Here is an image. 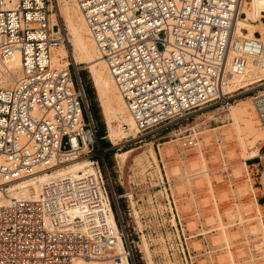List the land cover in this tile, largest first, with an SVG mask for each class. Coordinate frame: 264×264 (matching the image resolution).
Here are the masks:
<instances>
[{
  "label": "built area",
  "instance_id": "1",
  "mask_svg": "<svg viewBox=\"0 0 264 264\" xmlns=\"http://www.w3.org/2000/svg\"><path fill=\"white\" fill-rule=\"evenodd\" d=\"M75 2L134 121L131 130L123 126L122 139L142 140L198 110L227 107L251 94L264 145V79L224 91L230 75L264 69L260 35L231 39L239 0ZM52 9L51 0H0V186L81 155L91 171L51 179L37 196L0 205V264L116 259L118 235L129 260L125 226L113 204L120 195L111 189L103 159L88 155L97 126L79 70L68 57H53L54 48L68 42ZM14 56L19 67L12 75L6 65ZM179 140L185 149L198 145L191 132ZM180 258L193 264L186 243Z\"/></svg>",
  "mask_w": 264,
  "mask_h": 264
},
{
  "label": "rangeland",
  "instance_id": "2",
  "mask_svg": "<svg viewBox=\"0 0 264 264\" xmlns=\"http://www.w3.org/2000/svg\"><path fill=\"white\" fill-rule=\"evenodd\" d=\"M51 1L52 12L68 33L60 13L61 0ZM257 30L262 35H254L264 39V27ZM65 46L66 57L72 61V45ZM76 67L97 126L96 143L88 155L103 159L111 189L120 195L113 204L125 226L129 264H185L180 258L182 243L191 251L193 264H264L263 131L251 94L238 95L227 108L198 110L146 133L142 140L125 141L120 136L115 145L89 68L85 64ZM70 69L74 76V66ZM237 103L252 107L250 123L256 136L244 131L237 134L228 115V108ZM239 123L242 128L244 123ZM123 124L113 125L122 130ZM188 132L198 138V146L185 149L179 137ZM126 151L130 152L123 159L120 154ZM253 151L256 155L249 158Z\"/></svg>",
  "mask_w": 264,
  "mask_h": 264
},
{
  "label": "bare ground",
  "instance_id": "3",
  "mask_svg": "<svg viewBox=\"0 0 264 264\" xmlns=\"http://www.w3.org/2000/svg\"><path fill=\"white\" fill-rule=\"evenodd\" d=\"M60 13L63 15V18L66 22V29L68 31V33H66V36L68 35L67 42H70L72 45V50L69 54L71 55L72 63L85 64L89 68L93 85L96 89L99 101L103 108L105 119L107 121L109 137L111 138V141H113V144H119L120 142L118 141V138L120 139V136L123 138V126L127 125L131 130L134 127V121L126 109L125 102L122 96L119 94L113 78L109 74L107 64L102 55L99 53L75 0H61ZM240 13L243 15L240 16ZM55 15L56 14L52 12L53 21ZM261 17L264 18V0H239L237 16L234 19L232 25L231 39L234 41L240 38L254 37V32L261 26L264 27V22L260 21ZM257 21H259V23H256ZM65 45L66 44H60L58 47L54 48V60H57V58L59 59L60 57H66L68 55V50H66ZM233 54L234 51L232 48H230L229 58ZM6 66L8 69H11L13 75L19 67L18 56L8 59ZM260 79H264V69L253 66L251 73H249L247 76L230 75L228 78V84L224 88V91L231 92ZM228 109V115L233 121L235 130H239V133L237 134H240V132L244 131L243 133L249 135L250 137L256 136L255 134L258 132L255 133L256 129L250 123L253 121L251 120V116L254 114L252 107H246L240 103H237L236 105L230 106ZM239 122L244 123L242 128H240L241 126L239 125ZM114 123H124L122 130L118 127H115L113 125ZM129 152L130 151L122 152L120 155L124 159ZM255 155L256 154H254V151L249 152V158ZM89 164L90 163L86 157L78 156L76 158L56 163V165H54L50 171L44 170L40 173L18 179L9 183L6 187L0 186V205L7 203L11 198L31 195L37 196L41 184L51 179L64 175L80 177L81 175L91 171ZM244 167L246 168V165H244ZM262 179L264 183V171L262 172ZM249 186L252 188L250 184ZM252 200L254 201V205L257 210H260V206L256 198L252 197ZM72 214L75 218L78 216L77 213ZM113 247L116 259L110 258L112 255H104L108 257L79 260L77 264H108L110 262L114 264H129L123 239L120 235H118Z\"/></svg>",
  "mask_w": 264,
  "mask_h": 264
},
{
  "label": "crops",
  "instance_id": "4",
  "mask_svg": "<svg viewBox=\"0 0 264 264\" xmlns=\"http://www.w3.org/2000/svg\"><path fill=\"white\" fill-rule=\"evenodd\" d=\"M256 33H261V32H259L258 30H256L255 31ZM255 32H254V34H255ZM261 35H262V33H261ZM255 36V35H254ZM100 138V137H99ZM253 161H256V158L255 159H253V160H250L249 162V164H253ZM247 168V167H246ZM264 171V170H263ZM259 204V203H258ZM260 206V205H259Z\"/></svg>",
  "mask_w": 264,
  "mask_h": 264
},
{
  "label": "trees",
  "instance_id": "5",
  "mask_svg": "<svg viewBox=\"0 0 264 264\" xmlns=\"http://www.w3.org/2000/svg\"><path fill=\"white\" fill-rule=\"evenodd\" d=\"M99 137L101 138V135H100ZM99 137H98V138H99ZM101 148H105V147H104V146H102Z\"/></svg>",
  "mask_w": 264,
  "mask_h": 264
}]
</instances>
